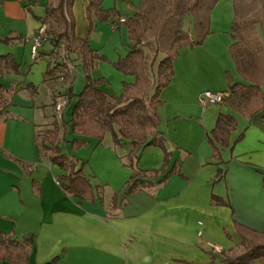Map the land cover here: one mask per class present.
Listing matches in <instances>:
<instances>
[{
  "label": "crops",
  "instance_id": "1",
  "mask_svg": "<svg viewBox=\"0 0 264 264\" xmlns=\"http://www.w3.org/2000/svg\"><path fill=\"white\" fill-rule=\"evenodd\" d=\"M224 2L229 11L225 21L228 24L230 19L231 24L233 3L231 0ZM14 3L22 11L32 12V7L45 6L49 0H0V12H5L4 7L9 9ZM4 18L11 26L2 34L4 37L0 27V39H12L8 43L11 51L8 54L16 63H25L26 74L32 72L37 59L29 58L23 39L34 31L27 29L25 33H19L14 27L21 19ZM22 19L25 22V14ZM119 20L109 23L111 33H120L122 23ZM216 23L220 25L221 22ZM227 32L221 35L225 46L219 52L207 47L219 41L212 35L216 31L210 32L198 48L179 49L171 83L160 93L158 133L164 137L166 149L172 154L171 164L174 161L180 164L183 178L174 175L163 185L128 194L117 209L111 207L112 195L123 192L132 174L119 159H124L131 145L126 142L114 150L98 149L100 142L96 139L79 137L78 141L89 146L94 144L82 175L98 188V196L94 202L80 203L68 197L59 182L67 179L69 170L55 155L42 153L39 146V135L53 120L52 114L47 116L45 111L52 109L53 99L60 91L57 79L44 75L41 83L46 86L44 92L48 98L42 103L38 99L43 91L39 84L28 80L29 76H15L14 80L8 72L2 73L0 86L4 89L3 97L10 104L0 111V233L31 244L27 264H45L56 257L58 260L54 264H209L210 255L215 254L207 244L216 243L225 249L237 246L239 238L234 221L257 232L264 231V220L258 224L257 219L240 213L238 207H234L233 216L228 207L211 202L214 194L233 205L234 188L229 179L232 162L250 160L254 154L264 158L262 112L248 119L256 124L249 127L242 143L232 150L221 151L223 164L218 165L213 159L206 141V134L213 129L221 111L205 114L207 109H199L197 99L203 88H199L196 75L206 59L203 56L199 59L198 52L204 50V54L217 63L212 75L216 83L211 84L212 77L208 76L207 89L227 91L226 74L234 83H242L234 62L226 53L232 44L227 36L230 30ZM74 33L77 38H85ZM126 34L127 47L121 58L129 51L130 39ZM51 50L46 42L39 51V58L53 61ZM0 51V56H4L3 46ZM48 82L52 87L47 85ZM129 83H133V79H129ZM99 89L108 97H118L107 88L99 86ZM162 161L163 153L158 148L148 147L140 151L137 167L151 171L158 169ZM224 164L229 166V172L225 170L223 179L214 182L218 169L223 170ZM262 174L264 180V172ZM257 226L262 228L256 230ZM203 234L205 238H202Z\"/></svg>",
  "mask_w": 264,
  "mask_h": 264
},
{
  "label": "trees",
  "instance_id": "2",
  "mask_svg": "<svg viewBox=\"0 0 264 264\" xmlns=\"http://www.w3.org/2000/svg\"><path fill=\"white\" fill-rule=\"evenodd\" d=\"M75 0H58L53 6L47 3L44 8V17L38 19L41 25L46 26L47 42L52 48L63 44L66 47L69 58L75 56L80 59V65L86 74L85 83L81 91L75 95L72 91V76L64 74L68 95V105L75 97L70 120L62 124L55 121L51 124L53 129L45 131V135L39 142L41 149L51 151L55 158L69 170V176L59 184L63 192L70 198L82 201L94 202L98 196V188L93 187L83 177L84 163L72 159L62 153L60 144L67 132L85 138H94L101 142L105 135H110L114 146L129 143L131 150L122 160V165L131 170L132 174L125 183L123 192L112 195L110 204L112 209H117L123 203L125 196L142 191L143 189L163 185L171 176L183 178L180 164L172 162V154L166 149L164 137L158 133L160 117L158 109L161 107V91L168 87L174 75L173 63L182 47L201 46L209 35V16L202 19L203 25L199 26L196 37L191 39L183 31L176 30L172 41L166 50L156 46L151 53L145 52V40L148 35L156 39L165 23L176 15L184 16L191 13L189 7L180 6L179 0H166L168 9L161 15L148 9L137 7L133 15L124 19L122 25L126 26L130 44L128 53L124 58H119L114 67L126 76L134 78L131 84L124 83L123 92L116 98L108 97L99 89L101 80H93L88 74L90 68L104 57L99 56L88 44L87 37L77 38L74 33V20L72 7ZM102 0H87L85 7L86 19L91 32V18L95 16L106 20L115 14L101 7ZM198 9V5H194ZM27 8V6H25ZM183 8L182 11L180 9ZM185 8V9H184ZM234 16L230 27L232 44L228 49L229 56L234 62L236 71L243 83H234L230 76L228 90L230 97L226 105L232 111L252 119L261 113V121L264 123V91L261 89V80L264 78V54L251 40L246 29V22L238 21L236 9L233 6ZM120 17L118 18V20ZM12 39H0V44H8ZM51 53V52H50ZM159 55H164L157 61ZM50 65L52 67L50 68ZM155 66L154 75L151 70ZM17 64L10 55L0 56V74L4 72H16ZM63 74V65L57 59L49 62L46 77L58 78ZM3 87L0 86V111L4 110L10 102L3 97ZM236 119L231 114L220 112L216 118L213 129L206 134L207 144L213 152V159L218 165L223 164L221 151L231 149L241 139L240 135L233 143L230 141L231 133L236 129ZM62 131V140L57 139ZM84 144L83 141L72 140L75 148ZM154 147L163 153V161L158 169L143 171L137 167L141 150ZM224 171L218 169L214 182L223 179ZM211 202L216 206L233 208L227 200L214 194ZM236 235L239 238L237 248L239 253L233 250L222 251L220 254L210 255L209 264H258L264 261V231L257 232L234 221ZM31 244L27 241H16L0 233V263L27 264ZM58 258H54L45 264H54ZM218 261V262H217ZM264 263V262H263ZM180 264H191L180 262Z\"/></svg>",
  "mask_w": 264,
  "mask_h": 264
},
{
  "label": "rangeland",
  "instance_id": "3",
  "mask_svg": "<svg viewBox=\"0 0 264 264\" xmlns=\"http://www.w3.org/2000/svg\"><path fill=\"white\" fill-rule=\"evenodd\" d=\"M57 1L58 0H49V3L55 6L57 4ZM217 1L218 0H179L180 6L183 7V5H185V8L189 7L191 9V13L184 14V16L181 17L179 15H176L172 20H169L167 23H165L157 39L151 34L148 35L144 42L145 52L151 53V50L154 49L156 46H159L161 50H166L169 47L173 38V33L176 30L183 31L186 35H188L189 38L194 39L196 37V33L199 29V26L204 24L202 19H204L207 16H209L210 18V32L213 33L214 31H216V34L213 33L212 35H214L219 41L214 42L211 45L208 44V46L206 44V46L208 48L217 50V52L221 51V49L224 50L225 42L221 41V37H222L221 35H225L224 31L229 32L231 26L230 24L231 20L228 19L229 20L228 24L225 21V19L228 17L227 13H229V11L228 8L225 7L224 0H221L220 2ZM231 1L236 9L238 21H242V22L244 21L247 23L246 29L250 34L251 40L256 44L257 48L260 49V51H262V53L264 54V0H231ZM85 4H86V0L74 1L72 7V15L75 24L74 32H76V34L79 36L87 37L89 46L94 51H96V53L99 56L104 57L103 61L96 62L93 65V67L90 68L88 74L91 76L93 80L102 81V83L99 86L107 88L110 91H112L114 94H117V96H120L123 92L124 83L131 84L129 83V79L130 80L133 79L134 82L133 77L122 74L113 65V63H115L119 58H121L120 56L125 53L124 51H126V47H127L126 45L128 42V38L126 34L127 29L125 25H122L120 33L119 32L111 33L109 28V23H111L114 20H117L119 17L120 18L124 17L125 19L131 17L138 6L141 7L142 9L151 10L157 15H161L163 12H165L168 9L167 1L166 0H102V4H101L102 9L112 11L115 14V16H110L106 20H101L99 18L92 16L91 24L93 29L91 30V32H89V23L88 20L86 19ZM196 4L198 5V9H195V7H193ZM44 8L45 6L43 4L36 5L32 7V12L29 11L26 12V11H22V8L16 3L9 6V9L7 6L4 7L5 12L4 11L0 12V27H2L1 35L5 34L6 32L5 30H8L11 26V24L6 20V18H4L7 16L9 17L11 16L16 20L21 19L18 20L20 22L15 23V27H14L16 28V30H18L19 33H25L27 29L28 31L37 30L41 26V23L38 19L43 18ZM182 10L183 8L180 9V11ZM23 14L26 15L25 22L22 21ZM216 22L218 23L221 22V23L220 25H217ZM218 30L222 32L219 33ZM2 36L4 37L5 35ZM227 36L229 37V43H231L230 34L228 33ZM23 44L26 45V47L28 48V55L30 58V46L29 44L24 43V41ZM1 46L5 48V55H7L8 52H11L8 44H0V48ZM198 47L200 46L193 48H198ZM188 48L193 49L189 46ZM204 53H205L204 50L198 52V58L200 59V57L203 56L206 59V63L202 64V66L199 68V72H198L199 74L196 75L197 84L199 88H203L201 92L211 91L210 89H207L208 87L205 86L210 84L208 78L212 77V75H214L217 69V63L215 59L212 58L210 59ZM226 53L227 55H229L228 51H226ZM162 57H164V55H159L157 57V61ZM69 60L71 61V64L73 66L72 91L73 94L77 95L84 86L86 74L83 70V67L80 65V59H76L75 56H71ZM193 61H196V58H193ZM49 62L50 61H48L47 59H41L38 56L37 62H35V64L33 65L34 67L33 71L27 72V74H26L27 67L25 66V63L19 64L17 62L16 72L9 71L8 74H11L13 78L15 76L17 77L20 76L21 78H26L29 76L28 80L35 84H39V88L43 91V93L42 92L40 93V98L38 99V101L42 103L44 102L46 103L48 98L44 92L46 86L41 82L44 79V75L48 69ZM51 67L52 65H50V68ZM154 72H155V66L151 70L152 75H154ZM0 77H2V74H0ZM240 81L242 83L244 82L242 79ZM212 83H216L214 76L211 78V84ZM261 83H262L261 89L264 91V78L261 80ZM47 85L49 87H52L51 82H48ZM58 90H61V88L59 87ZM75 101L76 98L74 97L72 99L71 104L64 111L63 120L65 123H68L70 120L71 110ZM225 105L226 103H224L223 105H211L210 107L207 108L205 114H208L209 111L214 110L215 112L221 111L223 113H229L235 117L237 125H236V129L230 135V141L231 143H233L240 135H242V137L233 146L234 148L235 146L242 143L245 133L247 132L249 127L255 126L256 123L250 122L247 117L232 111L231 109L227 108ZM217 108L220 109L218 110ZM45 113L47 116H51L52 109L47 108ZM53 122L54 120H52L51 124ZM51 124H49L41 132V134L39 135V142L42 140V137L45 135V131L48 130L50 131L51 129H53V126ZM57 139H60V141L62 140V131H60V136H58ZM74 139L78 140L79 136L67 132L64 135L60 148L62 153L65 154L66 156L72 159H77L80 162V164L84 163V166L82 168V173H83L85 167H87V160H89V157L92 153V149H94V144L89 146L86 142H84L82 146L75 148L71 145L72 140ZM97 147H99L98 149L102 148V149L114 150L115 147H120V146H114L111 141L110 135H105L103 140L100 143H98ZM41 151L46 155L50 153L54 155V153L51 151H47L44 149H41ZM251 158L250 160L247 159L246 161H240V159H238L237 161L232 162V165H230L229 179L231 185L234 188L231 197L232 198L231 202H233L232 204L234 206L231 204L230 205L233 207V212H234L233 216L235 214L234 207H238L240 213L243 212V214L249 216L250 219L252 218L257 219L256 223L259 224L260 221L264 220V189H263L264 180L261 178V176L263 175L262 173L264 172V158H259L255 154ZM122 160L123 159H119L121 165H122ZM258 168L261 170L259 171ZM225 170L226 173L227 171L229 172V166L227 167V165L225 166L224 164L223 171ZM262 224L264 227V222ZM256 228H257L256 230H260L262 227L257 226ZM202 238H205L204 234L202 235ZM225 239H227L226 236ZM210 244L220 247L222 251L233 250L236 253L240 252V249L237 248V246L232 249H227V248L225 249L220 245H217L216 243L211 242ZM263 262L264 261H261L260 264H264ZM257 263L259 264V262Z\"/></svg>",
  "mask_w": 264,
  "mask_h": 264
},
{
  "label": "built area",
  "instance_id": "4",
  "mask_svg": "<svg viewBox=\"0 0 264 264\" xmlns=\"http://www.w3.org/2000/svg\"><path fill=\"white\" fill-rule=\"evenodd\" d=\"M123 21L124 19L119 20L120 23H123ZM47 40L48 38L45 25H41L33 32V34L23 39L24 43L29 44L30 46L31 60L34 61L37 59L40 49L42 48L43 44L47 42ZM50 55L53 59H57L58 63L63 65V74L59 75L57 78V82L59 83L61 90L56 94L52 103L53 120L60 125L63 123L64 111L67 108L69 100L66 93L69 83H66L64 74L72 76L73 66L69 60L66 47L63 44H60L56 48H52ZM229 97V90L224 92L204 91L199 94L197 103L201 111H205L211 105H222L226 103ZM198 236H200V233H198ZM207 245L214 254H220L222 252L221 248L216 245Z\"/></svg>",
  "mask_w": 264,
  "mask_h": 264
}]
</instances>
